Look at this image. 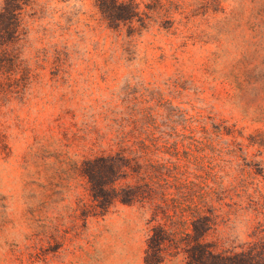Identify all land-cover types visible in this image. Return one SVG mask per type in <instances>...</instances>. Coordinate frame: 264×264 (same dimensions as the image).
<instances>
[{
    "label": "rangeland",
    "instance_id": "rangeland-1",
    "mask_svg": "<svg viewBox=\"0 0 264 264\" xmlns=\"http://www.w3.org/2000/svg\"><path fill=\"white\" fill-rule=\"evenodd\" d=\"M26 1L0 76V264H146L151 213L96 198L117 179L98 160L139 141L192 240L204 210L217 252L256 242L264 0Z\"/></svg>",
    "mask_w": 264,
    "mask_h": 264
},
{
    "label": "trees",
    "instance_id": "trees-1",
    "mask_svg": "<svg viewBox=\"0 0 264 264\" xmlns=\"http://www.w3.org/2000/svg\"><path fill=\"white\" fill-rule=\"evenodd\" d=\"M26 0H2L0 3V76L6 75L11 79L12 72L19 70L22 61L18 45L25 32L23 31L22 14ZM132 6V4H130ZM136 9L130 14H137ZM130 15V16H133ZM124 143V139L120 140ZM140 149L131 150L130 158L125 156V150L116 156L100 158L103 166H111L117 179L101 187L102 196L97 195L99 201L121 202L125 205H140L151 213L148 224L157 223L149 230L147 240L146 264H163L168 258L183 255L187 264H264V229L256 242L244 244L240 251L217 252L215 244L204 242L206 235L215 225L216 216H208L200 210L197 221L199 227L195 230L197 237L192 240L190 234L185 233L183 224L186 222L175 207L169 211L167 198L162 193H156L155 186H160L154 172L162 165L148 159L149 153L144 149L146 144L137 142ZM140 152V153H139ZM94 162H88L92 164ZM134 180L125 187L117 188L116 181ZM110 187V189L106 188ZM111 193L112 195H108ZM204 206V205H203Z\"/></svg>",
    "mask_w": 264,
    "mask_h": 264
}]
</instances>
